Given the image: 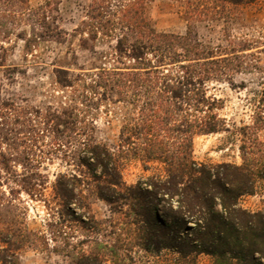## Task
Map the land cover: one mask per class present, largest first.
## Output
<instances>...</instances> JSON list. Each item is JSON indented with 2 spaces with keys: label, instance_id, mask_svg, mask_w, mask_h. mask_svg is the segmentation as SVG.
Instances as JSON below:
<instances>
[{
  "label": "rangeland",
  "instance_id": "1",
  "mask_svg": "<svg viewBox=\"0 0 264 264\" xmlns=\"http://www.w3.org/2000/svg\"><path fill=\"white\" fill-rule=\"evenodd\" d=\"M131 1L0 0V231L34 235L17 250L21 264H74L83 251L103 253L109 263L228 264L205 252L182 257L145 249L130 200L111 206L92 175L75 185L73 202L56 189L60 173L79 172L77 144L91 140L118 154L128 185L165 175L161 160L146 157L141 136L124 140L123 129L139 124L146 97L127 94L117 82L161 74H148L130 50L129 43L166 40L151 38L150 27L189 38L174 39L167 51L144 49L147 61L169 54L160 68L171 74L182 63L194 65L188 77L201 79L206 96L218 99L212 113L222 119L219 131L193 127L205 115L197 107H207L192 96L177 110L174 123L191 125L193 159L239 164L245 144L254 150L248 157L264 161V0H143L140 29L119 11ZM102 6L109 12L101 16ZM191 88L193 94L196 84ZM240 203L264 211V179Z\"/></svg>",
  "mask_w": 264,
  "mask_h": 264
},
{
  "label": "trees",
  "instance_id": "2",
  "mask_svg": "<svg viewBox=\"0 0 264 264\" xmlns=\"http://www.w3.org/2000/svg\"><path fill=\"white\" fill-rule=\"evenodd\" d=\"M142 1L133 0L119 8L123 17L139 29L144 22L139 6ZM107 12L109 10L102 6L100 15ZM188 12L192 17L196 9ZM149 29L151 38L166 40L150 46L143 40L129 43L130 50L135 61H142L141 68H150L148 74L152 70L161 74L146 79L136 75L127 78L128 82L120 77L117 82L127 94L131 91L137 96L143 92L146 97L139 124L127 126V131L123 129V134H127L124 140L129 143L132 137L141 136L146 157L161 160L165 164V175H152L128 185L122 176L118 154L106 144L91 140L83 143V147L80 142L77 144L74 155L79 154L76 156L79 172H71L69 176L60 173L56 189L64 199L73 202L75 185L86 180L83 178L86 173L93 176L99 195L111 206L121 207L130 200L140 233L136 238L145 249L159 252L168 248L182 257L205 252L221 263L264 264V211H252L240 203L242 196L254 191L257 178L264 179V161L248 157L254 150H247L245 144L241 145L243 161L239 164L204 163L193 159L191 125L187 119L177 125L174 123L178 119L177 110H183V103L192 96L198 106L205 103L207 107H197L205 115L195 120L193 127L200 133L219 131L223 128L222 119L212 113V109L218 107V99L206 96L205 89L200 87L205 84L201 79L188 77L186 68L195 70L194 65L188 67L182 63L177 70L180 73L171 74L160 68L169 54L162 52L156 54L154 61L150 58L147 61L144 49L165 48L167 51L173 47L174 39L189 38L157 34L153 28ZM122 42L119 38V46ZM195 84L196 89L191 94V86ZM152 90L156 95H151ZM0 233L4 243L0 246V264H21L17 250L32 242L34 235L11 229ZM75 258L74 264H132L115 258L109 263L103 253L96 251H83Z\"/></svg>",
  "mask_w": 264,
  "mask_h": 264
}]
</instances>
